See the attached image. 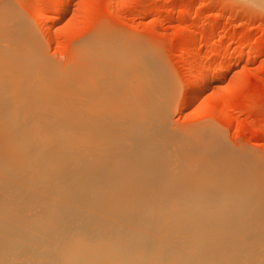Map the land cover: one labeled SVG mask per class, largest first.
Returning <instances> with one entry per match:
<instances>
[{"label": "bare ground", "instance_id": "1", "mask_svg": "<svg viewBox=\"0 0 264 264\" xmlns=\"http://www.w3.org/2000/svg\"><path fill=\"white\" fill-rule=\"evenodd\" d=\"M47 1L31 6L46 33L70 0L55 16ZM227 1L264 14V0ZM97 42L69 71L0 3V264H264V156L206 128L180 131L161 56L116 42L106 55ZM204 45L178 55L194 56L181 66L184 107L231 72L208 64L215 50L203 63Z\"/></svg>", "mask_w": 264, "mask_h": 264}, {"label": "rangeland", "instance_id": "2", "mask_svg": "<svg viewBox=\"0 0 264 264\" xmlns=\"http://www.w3.org/2000/svg\"><path fill=\"white\" fill-rule=\"evenodd\" d=\"M2 2L15 6L32 23L51 60L69 71L74 55L87 41H98L106 55L114 42L158 53L177 84L172 125L180 131L206 128L224 136L237 152L264 156V14L227 0H111L114 9L108 0H70L69 14L46 33L42 28L49 22H34L32 0ZM57 6L56 0L41 5L50 9L51 16ZM200 44H205L198 50L203 63L215 50L217 56L208 64L229 66L231 72L218 87L184 107L189 88L181 66L191 64L194 56L178 55ZM246 46L261 50L248 51L235 61L238 49Z\"/></svg>", "mask_w": 264, "mask_h": 264}]
</instances>
